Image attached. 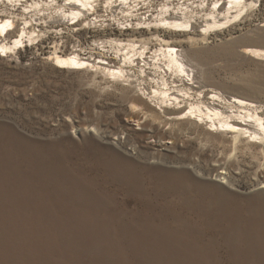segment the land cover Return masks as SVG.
<instances>
[{"label":"bare ground","instance_id":"1","mask_svg":"<svg viewBox=\"0 0 264 264\" xmlns=\"http://www.w3.org/2000/svg\"><path fill=\"white\" fill-rule=\"evenodd\" d=\"M33 1L36 11L39 1ZM58 1L52 0L62 9L58 21H72L69 26L90 25L89 11L96 12L100 2L64 0L60 5ZM143 1L147 0L113 2L128 20H137V30H146L151 36L139 42L109 40L119 54L112 58L116 66L76 53H55L53 65L70 71L95 69L127 82L135 91L132 100L136 103L129 104L128 119L135 122L140 137L154 140L165 151L182 146V136H190L192 128L212 138L229 136L231 157L238 145L247 149L257 146L264 157V105L204 86L188 56L152 34L153 30L193 34L199 29L201 35L219 32L261 0H200L199 12L188 7L177 11L165 2L156 17L141 14ZM19 2L27 4V0L15 1ZM105 2L112 5L111 0ZM15 12L4 10L0 16V55L39 38L32 20ZM20 17L23 29L16 31L15 19ZM131 28L130 23L125 29ZM259 28L264 33V22ZM11 35L15 37L6 43ZM188 40L192 43L193 39ZM153 41L159 43L154 51L149 47ZM241 53L264 63L262 47L245 48ZM151 69L154 73L149 76ZM87 131L94 134L97 129ZM12 145L11 151L0 147V230L6 235V244L0 246V264H159L163 257L174 254L177 264H221L224 261L215 258L217 252L226 255L225 264H264V200L239 217L197 199L203 188L187 171L171 173L158 168L154 174L141 167L139 172L147 173L144 185L135 168L120 166L117 160L106 161L91 148L84 152L95 159L93 166L73 154L67 158L77 161L68 165V159L50 154L51 159ZM258 164L264 184V163ZM215 178L218 184L228 185L225 174ZM120 194L124 198L118 200Z\"/></svg>","mask_w":264,"mask_h":264},{"label":"rangeland","instance_id":"2","mask_svg":"<svg viewBox=\"0 0 264 264\" xmlns=\"http://www.w3.org/2000/svg\"><path fill=\"white\" fill-rule=\"evenodd\" d=\"M15 1L4 0L5 3L0 4V16L4 10L26 14L39 38L26 47L0 55V147L12 150V144H17L16 148L25 152L32 150L60 159H68L67 155L73 154L80 156L84 164L93 166L95 159L84 152L91 148L90 151H99L106 161L117 160L120 166L135 168L142 174L144 185L147 173L146 170L139 172L141 167L154 174L158 168L171 173L187 171L192 181L203 188L197 199L235 212V216L244 217L262 204L264 184L258 175L263 169L258 162L263 164L264 157L259 147L247 149L245 145H238L235 157H231L234 153L230 152L229 136L212 138L191 128L190 136H182V146L165 151L154 140L140 137L135 122L128 119L129 104L136 103L132 100L135 91L127 82L114 80L95 69L70 71L53 65L55 53H76L106 60L114 67L117 61L112 58L119 54L109 40L139 42L151 37L146 30H137L134 27L137 20H128L121 7L115 8V0H111L110 7L105 0H100L96 12L89 11L90 25L80 22L75 26H69L72 21L66 20L64 24L58 21L62 9L55 7L52 0H38L40 6L36 11L33 0H27V4ZM58 2L62 5L64 0ZM165 2L177 11L188 7L199 12L196 7L200 0L193 5L186 0H147L140 2V13L156 17ZM19 19H15L16 31L23 29V21ZM94 19L98 23L93 22ZM263 22L264 0H261L247 15L219 32L201 35L199 29L193 34L153 30L152 34L183 51L204 86L264 105V63L241 53L249 47L264 48V33L259 28ZM130 23L133 28L126 30ZM10 37L6 43L15 35ZM191 37L192 43L188 40ZM149 47L154 51L159 43L153 41ZM151 70L149 76L154 73ZM92 128L98 133L89 134L87 129ZM76 161V158L68 159L67 164ZM221 173L228 178V185L216 182L215 177ZM122 198L124 195L120 194L118 200ZM197 226L201 228L199 223ZM0 234V246H3L6 235L2 230ZM215 255L224 261L221 264L227 263L225 254L217 252ZM177 258L175 254L163 257L159 264H177ZM129 264L136 263L130 261Z\"/></svg>","mask_w":264,"mask_h":264}]
</instances>
